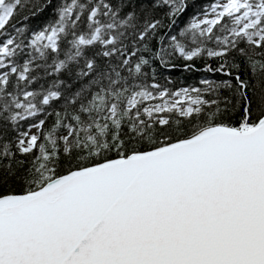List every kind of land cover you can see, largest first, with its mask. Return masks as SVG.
<instances>
[{
  "label": "snow or ice",
  "instance_id": "snow-or-ice-1",
  "mask_svg": "<svg viewBox=\"0 0 264 264\" xmlns=\"http://www.w3.org/2000/svg\"><path fill=\"white\" fill-rule=\"evenodd\" d=\"M0 264H264V0H0Z\"/></svg>",
  "mask_w": 264,
  "mask_h": 264
},
{
  "label": "trees",
  "instance_id": "trees-1",
  "mask_svg": "<svg viewBox=\"0 0 264 264\" xmlns=\"http://www.w3.org/2000/svg\"><path fill=\"white\" fill-rule=\"evenodd\" d=\"M31 23H32L33 27H37V26H39L42 23V21H36V20H34ZM180 82L183 83L184 81L181 80ZM189 82H191V81H189Z\"/></svg>",
  "mask_w": 264,
  "mask_h": 264
}]
</instances>
